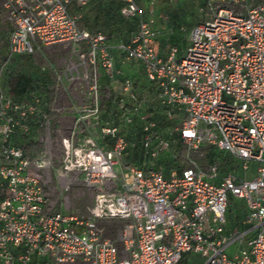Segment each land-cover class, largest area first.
I'll use <instances>...</instances> for the list:
<instances>
[{
	"label": "built area",
	"instance_id": "1",
	"mask_svg": "<svg viewBox=\"0 0 264 264\" xmlns=\"http://www.w3.org/2000/svg\"><path fill=\"white\" fill-rule=\"evenodd\" d=\"M88 1L0 2L7 60L54 46L79 58L67 91L77 102H51L38 119L37 99L0 91V264H264V0H204L207 17L190 30L180 58L176 46L157 53L154 9L123 0L121 16L136 17L137 26L113 45L78 24L73 6ZM115 50L142 67L167 119L182 114L172 154L188 165H119L129 147L155 160L168 142L132 77L116 68ZM117 113L127 125L138 118V137L121 131L111 119ZM54 114L69 120L55 169ZM32 128L33 143L15 142ZM204 146L227 152L244 171L254 165L252 176L221 173L216 160L203 169L194 155ZM51 167L66 187L76 173L93 190L83 214L52 210L44 179ZM229 195L244 202L238 227L227 218ZM116 221L123 224L109 235Z\"/></svg>",
	"mask_w": 264,
	"mask_h": 264
},
{
	"label": "rangeland",
	"instance_id": "2",
	"mask_svg": "<svg viewBox=\"0 0 264 264\" xmlns=\"http://www.w3.org/2000/svg\"><path fill=\"white\" fill-rule=\"evenodd\" d=\"M1 2V0H0ZM139 6L143 10L149 11L151 8L155 11V22L159 32V39L163 50L168 51V48L172 44H176L180 53H183L185 44L188 41V35L192 25L197 22L203 21L207 17V9L205 8L204 0H137ZM175 14L179 15V18H175ZM1 6H0V91L11 95H15L13 88L15 80L18 76H25L30 78L36 85L32 94L27 97L29 100L37 99L38 103H41L45 112L49 111V103H53L54 106H64L70 102H77L75 98H72L68 94V89L73 87V83L70 80L71 73L75 72L71 66L77 64L79 58L76 54H73L70 58L66 56L65 51L61 46H54L49 51H43L42 54H36L30 58H24L20 55L10 57L6 59V53L8 48V33L9 30L4 23ZM126 38H123L125 40ZM178 42V44H177ZM116 68L123 74H128L132 77L136 92L144 101V112L152 113L153 118L157 123V127L162 136L168 142V149L160 153L158 156L164 166L173 167L175 163L180 165H188L189 162H184L173 156L172 151L178 148V134L175 127L180 124L182 119L181 113L175 114V119L169 120L162 114L163 108L159 100L156 98L153 84H151L142 69V67L133 61L127 60L116 50ZM77 69L79 66H75ZM118 78V77H117ZM104 84L109 85V82L105 77L101 78V86ZM117 83L114 82L113 88L116 90ZM45 87L47 89H45ZM45 89V90H44ZM46 91V92H45ZM46 97L42 101L39 96ZM48 96V98H47ZM48 105V106H47ZM103 117L108 118L104 113ZM111 119L117 122L121 131L124 132L129 138L134 139L140 134V121L138 118H134L131 124H125L123 117L120 113H117ZM69 120L67 117L54 114L51 120V132L50 141L52 167L55 169L58 167V158L61 154V136L62 132L68 127ZM36 128L28 136H18L17 142L23 146L33 143L37 138ZM138 148L129 147L123 154L122 162H132L139 164L143 159L138 158ZM204 151L213 152L216 156L215 160L219 161L221 173H225L230 170H235L240 176L249 177L252 174L254 165H250L248 171H244L240 167V161L236 160L227 152L220 150L215 146H204ZM195 161L203 169L207 167L209 160L207 156H195ZM147 162H155V160L145 158ZM47 168L45 171V187L48 193V200L50 202L52 210L74 212L77 214H83L88 204L92 202L93 190L85 186L81 180L80 174L73 173V182L66 187L65 182L58 178L53 168ZM227 211V218L231 216V221L236 222L234 226L238 227L241 217L244 212V202L242 199L236 196L229 195V206ZM239 216V217H238ZM123 224L122 221H116L111 227L108 228V234L114 235V229L120 227Z\"/></svg>",
	"mask_w": 264,
	"mask_h": 264
},
{
	"label": "trees",
	"instance_id": "3",
	"mask_svg": "<svg viewBox=\"0 0 264 264\" xmlns=\"http://www.w3.org/2000/svg\"><path fill=\"white\" fill-rule=\"evenodd\" d=\"M123 3H124L123 0H89L85 6H83V7L73 6V9L78 10L81 14L80 18L78 19V24L81 27L86 28L90 31H102L103 33L106 34L107 39L111 44L117 45L118 43H120L122 41H127L130 38V36L132 35V33L135 31L136 26H137V18L136 17L124 18L123 16H121L119 10H120V7L123 5ZM175 18H179V15L175 14ZM180 20L183 21L184 19H180ZM198 23L199 22L192 25L191 29L193 28V26H195ZM123 38H126V39L123 40ZM177 44H178V42H177ZM186 44H185V47H186ZM171 46L177 47L176 44H172ZM169 48H168V50H169ZM114 52H116V50ZM181 55H182V53H180L179 49L177 48V57L180 58ZM20 56H23L24 58L32 57V55H30V54H25V55H20ZM35 86L36 85L33 83V81L30 78H27L23 75L18 76L15 80V83H14L13 91H14L15 95H13V97L15 99H18V100L33 101L34 99L29 100V98L27 96L33 93V91L35 90V88H34ZM45 89H47V88L45 87ZM42 94H44V95L42 97L41 96H39V97L42 98L41 99L42 101H44L43 98L46 97L45 96L46 94L45 93H42ZM47 98H48V96H47ZM36 106H37V111L35 114V118L38 119V118H40L41 114L43 112H45L46 108L44 109L43 106L41 105V103H38V101H36ZM32 131H33V128L31 130V132ZM29 134L21 135V136H28ZM176 137H178L177 145L180 147L181 143H180L179 134H177ZM15 142L17 144H19L17 142V138L15 139ZM19 145H21V144H19ZM138 151H139L138 152V158L139 159L147 158V155L144 156L142 150H138ZM195 156L197 157L198 155H195ZM202 156H207L209 158V160H212V161L215 160V158H216V156L213 152L204 151V150H203ZM161 161L162 160H160V158L157 157L155 159V162L153 163V165L162 166L164 168L165 172L169 168H171V167L167 168L166 166H164V164ZM174 166H180V164L177 162V163H175ZM219 169L221 172L220 167H219ZM231 219L232 218L230 216L229 217V224L231 226H234V224H236V222H234V221L230 222Z\"/></svg>",
	"mask_w": 264,
	"mask_h": 264
},
{
	"label": "crops",
	"instance_id": "4",
	"mask_svg": "<svg viewBox=\"0 0 264 264\" xmlns=\"http://www.w3.org/2000/svg\"><path fill=\"white\" fill-rule=\"evenodd\" d=\"M154 47H155V49H156V51H157V53L159 54V55H161V56H166V54H167V52L168 51H166V50H163V47H162V45H161V41H160V39H159V32H158V34H157V36H156V38H155V41H154ZM238 174V173H237ZM239 175V174H238ZM240 176V175H239ZM252 176V174L249 176V177H251Z\"/></svg>",
	"mask_w": 264,
	"mask_h": 264
}]
</instances>
